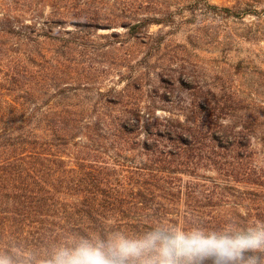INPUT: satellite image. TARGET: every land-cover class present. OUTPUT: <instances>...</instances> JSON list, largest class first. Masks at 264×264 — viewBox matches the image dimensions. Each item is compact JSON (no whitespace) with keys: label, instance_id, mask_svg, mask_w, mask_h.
I'll list each match as a JSON object with an SVG mask.
<instances>
[{"label":"trees","instance_id":"1","mask_svg":"<svg viewBox=\"0 0 264 264\" xmlns=\"http://www.w3.org/2000/svg\"><path fill=\"white\" fill-rule=\"evenodd\" d=\"M13 2L0 0V253L43 258L76 234L137 235L162 222L207 230L264 222L260 125L235 141L226 129L189 127L169 133L175 150L135 152L107 100L79 110L72 85L45 78L48 32L17 27L24 15ZM164 74L166 84L150 90L177 104L183 93Z\"/></svg>","mask_w":264,"mask_h":264},{"label":"rangeland","instance_id":"2","mask_svg":"<svg viewBox=\"0 0 264 264\" xmlns=\"http://www.w3.org/2000/svg\"><path fill=\"white\" fill-rule=\"evenodd\" d=\"M13 1L17 27L48 32L45 78L72 85L79 110L107 100L135 152L175 150L169 133L189 127L226 129L233 141L244 127L264 131V0ZM161 72L182 91L177 104L151 92L166 84Z\"/></svg>","mask_w":264,"mask_h":264},{"label":"clouds","instance_id":"3","mask_svg":"<svg viewBox=\"0 0 264 264\" xmlns=\"http://www.w3.org/2000/svg\"><path fill=\"white\" fill-rule=\"evenodd\" d=\"M0 264H264V222L220 230L162 222L137 235L76 234L43 258L0 253Z\"/></svg>","mask_w":264,"mask_h":264}]
</instances>
